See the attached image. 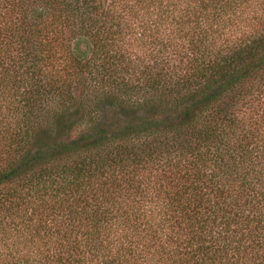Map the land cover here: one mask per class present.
Returning a JSON list of instances; mask_svg holds the SVG:
<instances>
[{
	"label": "trees",
	"instance_id": "1",
	"mask_svg": "<svg viewBox=\"0 0 264 264\" xmlns=\"http://www.w3.org/2000/svg\"><path fill=\"white\" fill-rule=\"evenodd\" d=\"M0 264H264V0H0Z\"/></svg>",
	"mask_w": 264,
	"mask_h": 264
}]
</instances>
